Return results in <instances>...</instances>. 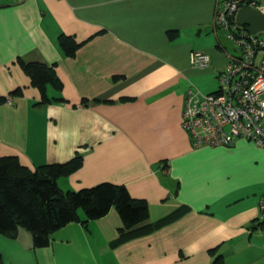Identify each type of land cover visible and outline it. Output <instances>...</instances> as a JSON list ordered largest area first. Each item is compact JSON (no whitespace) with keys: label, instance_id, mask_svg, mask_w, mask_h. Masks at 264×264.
<instances>
[{"label":"crops","instance_id":"obj_1","mask_svg":"<svg viewBox=\"0 0 264 264\" xmlns=\"http://www.w3.org/2000/svg\"><path fill=\"white\" fill-rule=\"evenodd\" d=\"M255 1L261 7L239 6L225 27L217 22L225 0H1L0 155L33 168L81 154V166L58 178L62 190L123 185L146 201L143 224L186 208L125 241L114 208L61 226L43 247L26 229L0 234L2 264H211L215 254L225 264H264V149L241 138L193 147L181 126L186 78L222 70L238 53L229 33L264 41V0ZM60 34L88 41L66 57ZM192 51L208 54V64L192 66ZM17 58L55 63L62 90L47 94L61 100L34 105L39 91ZM16 88L22 94L10 95Z\"/></svg>","mask_w":264,"mask_h":264},{"label":"trees","instance_id":"obj_2","mask_svg":"<svg viewBox=\"0 0 264 264\" xmlns=\"http://www.w3.org/2000/svg\"><path fill=\"white\" fill-rule=\"evenodd\" d=\"M86 41L88 39L78 43L73 36L65 34L57 37V44L66 57H73ZM17 64L29 78L30 84L39 91L40 99L34 105L61 100L47 94L48 86L54 91L62 90L55 63L47 65L17 58ZM21 94L20 88L10 93L12 96ZM5 101L6 97L0 95V104ZM89 101L99 102L97 99H83L82 104L86 105ZM81 162V154L76 153L63 163L30 168L15 155H0V234L13 238L19 229H26L31 233L33 247H43L49 244L51 233L61 226L77 220L85 225L88 220L101 218L110 208H114L122 222L117 241H125L152 232L186 211L181 206L153 223L143 224L149 215L146 201L131 197L123 185L101 182L78 190H62L57 183L58 178L77 170ZM79 211L83 213V219L79 217ZM210 252L215 254V249ZM211 264L225 262L221 255L215 254Z\"/></svg>","mask_w":264,"mask_h":264},{"label":"built area","instance_id":"obj_3","mask_svg":"<svg viewBox=\"0 0 264 264\" xmlns=\"http://www.w3.org/2000/svg\"><path fill=\"white\" fill-rule=\"evenodd\" d=\"M243 4L261 7L255 0H225L217 22L228 27L227 16ZM229 37L235 39L238 53L229 55L217 74L216 91L187 90L181 126L193 147L230 146L241 138L264 149V41L242 34L229 33ZM209 60L208 54L200 51L189 55L190 64L197 68ZM258 208L264 232V194Z\"/></svg>","mask_w":264,"mask_h":264},{"label":"rangeland","instance_id":"obj_4","mask_svg":"<svg viewBox=\"0 0 264 264\" xmlns=\"http://www.w3.org/2000/svg\"><path fill=\"white\" fill-rule=\"evenodd\" d=\"M227 46L232 53L238 52L235 44L232 41H227ZM216 76L214 73L208 74L199 72L198 74H194L193 76H188L186 78V86H188V89L191 88L194 91L198 90L202 93L214 92L218 88ZM60 188H64L62 184H60Z\"/></svg>","mask_w":264,"mask_h":264},{"label":"water","instance_id":"obj_5","mask_svg":"<svg viewBox=\"0 0 264 264\" xmlns=\"http://www.w3.org/2000/svg\"><path fill=\"white\" fill-rule=\"evenodd\" d=\"M232 145V144H231Z\"/></svg>","mask_w":264,"mask_h":264}]
</instances>
